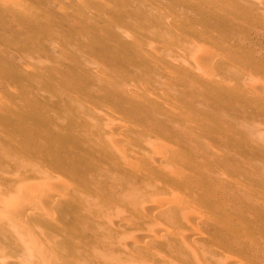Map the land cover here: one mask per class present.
I'll use <instances>...</instances> for the list:
<instances>
[{
	"label": "rangeland",
	"instance_id": "1",
	"mask_svg": "<svg viewBox=\"0 0 264 264\" xmlns=\"http://www.w3.org/2000/svg\"><path fill=\"white\" fill-rule=\"evenodd\" d=\"M11 181L61 202L24 221L25 260L1 214V264H161L148 229L167 208H135L163 195L150 181L211 193L195 230L222 225L229 264H264V0H0V205Z\"/></svg>",
	"mask_w": 264,
	"mask_h": 264
},
{
	"label": "bare ground",
	"instance_id": "2",
	"mask_svg": "<svg viewBox=\"0 0 264 264\" xmlns=\"http://www.w3.org/2000/svg\"><path fill=\"white\" fill-rule=\"evenodd\" d=\"M106 128L112 129V130L116 129L114 127V125H112L110 123L106 124ZM26 129H27V127H26ZM30 130H32V129H30ZM115 131L116 130H114L112 132H115ZM60 142H62V141H60ZM111 146H113V145H111ZM113 148H114V146H113ZM117 148H118V146H117ZM117 152L120 153L119 148H118ZM40 153L42 154V151ZM122 154L120 153L121 156H122ZM149 156L150 155H146L145 157L148 158ZM54 165H55V163H54ZM78 165H80V164L78 163ZM79 168H81V167H79ZM60 169H61V171H64L67 174L70 172L69 168H60ZM166 169L169 170L170 168L166 167ZM170 170H172V169H170ZM70 174H72V173H70ZM30 182L31 181H11L10 182L9 188L12 190V192H17L19 195L18 197L20 199L19 200L17 199L16 202L12 206L9 205L10 207L7 204H4L2 202L4 205H2V204L0 205V216H1V214H5V216L8 215L10 217L12 216V217H14V221L15 220L18 221V224L19 223L23 224L24 221L28 217H30L34 214L33 213L34 209L35 210L39 209L42 212V214H44V215L48 214L47 212H48L49 208H47L48 207L47 205H44V202H48L49 204H50V202H52L51 205H53L55 202L56 203L61 202V201L57 200V197H58L57 195L59 194V192H56V193H54V192L52 193L50 191L48 192V190H46L44 188H43L44 190H41V188L38 187L40 185L38 182L37 183L39 185L35 184L33 182L34 183V186H33L32 182H31V186H28L27 189H24L26 187H24L22 185H24L25 183L29 184ZM172 182L176 186H179L180 188H182L183 191L177 192L175 190H169L165 186H161L160 183L150 181L149 184L143 185V189L145 188L144 189L145 192L146 193L160 192V194L163 193V195L162 196H156V197L151 196L149 198V200H147V201L152 202V206H151L152 208H150V210H143L142 208L139 207V205H135L136 210L137 209H140V211L142 210L143 214H145V215H150V213L152 211L157 210L158 207L161 205H165V207L167 208L166 213L163 215V219L166 222L167 226L163 227L162 224H160V223L157 224L155 222H152L154 226L152 227V225H151L150 228L148 229L149 238H151V237L155 238L156 237L154 244L159 245L157 247H161L165 251V253L169 256L167 258L162 257L160 259L161 260L160 263L161 264H178V263H174L172 258L176 257L175 256L176 252H179L180 257H182L187 262V264H229L230 261L227 259V257L220 254V252H218V250L212 245H216L219 248L221 245H226V243L227 244L236 243V240L238 239L237 234L234 231H230V229L223 227L222 225H218L217 223L213 224L212 227L209 229H201L200 230L198 228L199 230H197V231L195 230L196 228L193 227V222L195 223V220H197L196 222H198V221H200V218H201L200 217L201 212H199V210H197L195 212L193 209L197 206L200 207L201 203H203L204 201H216L215 196H212L211 193L206 192L198 184H192V183L190 184L189 181H172ZM21 186H22L23 191L21 189ZM194 189L200 191L203 194L201 196H195V198H192V199H187L186 196L189 195L190 192ZM23 192H25L27 195L25 198L26 200L22 202L20 200L24 199V198L23 199L21 198ZM129 198H130V200H132L133 196L132 197L130 196ZM66 204H68V203L66 202ZM5 205H7V206H5ZM62 207L64 209L63 204L56 207L57 208L56 210L60 211V209H62ZM189 208H191L192 210ZM50 210H51V208H50ZM54 212H55V210H54ZM59 214H60V212H59ZM121 214L123 215L124 212H121ZM44 215H40V216H44ZM42 218H45V216ZM98 219L100 222H104L106 224L109 221L115 220V215H113L111 212V217L109 219H107L106 217H102L101 215H98ZM12 220H13V218H12ZM178 225L181 226L180 229L185 228V230L180 231V229L177 228ZM5 231H2L4 233H1V234L3 236H5V235L9 236L11 238L9 240H15L16 241L17 239H19L18 237H21L22 235H24L23 238H26V240H24V241L27 245L25 243H22L18 246H15L16 250L15 249H13V250H15L14 254L18 253L17 255H19V256H17V257H19V258L23 257L24 260L27 259L28 256H26V253L29 250H31V249H28V247L31 246L30 242L32 241L30 239L32 236L29 234L28 226L24 225V227H22V228H21V226L18 227V229L13 228V231H10V230L7 232H5ZM41 233L42 232H40V234ZM110 233H111L110 237L107 238V242H105L106 245L109 247L115 246L117 244L116 242H115L116 243L115 244L112 241V239H113V236H116L119 233H121V230H119L118 228L117 229L113 228V229H111ZM3 236L0 235V237H2V239L4 240L5 238H3ZM125 236L123 234L122 236L120 235V237L117 236V238H118V240H121V238H122V240H125V238H124ZM28 239H30L31 241ZM121 253L113 254L114 255L113 258L115 257V259H116L117 255L121 256ZM17 257L14 259L13 258L10 259V261H12L10 263L22 264L23 263L22 260L17 261ZM7 261L9 262V260H7ZM42 261L43 260L40 259V263ZM10 263H8V264H10ZM42 264H46V263L42 262Z\"/></svg>",
	"mask_w": 264,
	"mask_h": 264
}]
</instances>
